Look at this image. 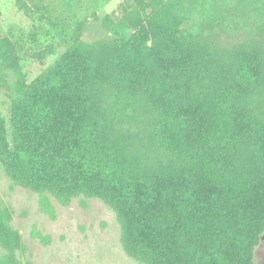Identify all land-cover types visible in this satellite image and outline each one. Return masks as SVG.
Listing matches in <instances>:
<instances>
[{
    "label": "trees",
    "instance_id": "obj_1",
    "mask_svg": "<svg viewBox=\"0 0 264 264\" xmlns=\"http://www.w3.org/2000/svg\"><path fill=\"white\" fill-rule=\"evenodd\" d=\"M124 20L129 39L75 38L18 88L13 151L0 116L9 177L63 205L103 200L141 264H257L264 0H128ZM42 204L53 214L49 197Z\"/></svg>",
    "mask_w": 264,
    "mask_h": 264
},
{
    "label": "rangeland",
    "instance_id": "obj_2",
    "mask_svg": "<svg viewBox=\"0 0 264 264\" xmlns=\"http://www.w3.org/2000/svg\"><path fill=\"white\" fill-rule=\"evenodd\" d=\"M127 1L0 0V51L6 56L0 60V116L11 151L18 88L54 67L75 38L86 44L129 39L133 30L124 20ZM217 40L232 41L228 36ZM10 163L0 154V215L13 232L6 244L0 241V264H141L125 252L121 224L110 205L90 196L63 205L50 193L16 184L9 177ZM44 196L50 198L53 214L44 209ZM256 262L264 264V235Z\"/></svg>",
    "mask_w": 264,
    "mask_h": 264
}]
</instances>
